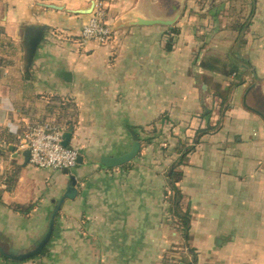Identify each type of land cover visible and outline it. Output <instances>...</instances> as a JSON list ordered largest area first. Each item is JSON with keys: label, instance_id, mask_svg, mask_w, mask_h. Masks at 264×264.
Returning a JSON list of instances; mask_svg holds the SVG:
<instances>
[{"label": "crops", "instance_id": "obj_1", "mask_svg": "<svg viewBox=\"0 0 264 264\" xmlns=\"http://www.w3.org/2000/svg\"><path fill=\"white\" fill-rule=\"evenodd\" d=\"M105 1L99 43L80 37L95 0H0V245L32 249L77 181L44 249L0 264H264V0ZM46 121L80 151L70 173L25 163Z\"/></svg>", "mask_w": 264, "mask_h": 264}, {"label": "built area", "instance_id": "obj_2", "mask_svg": "<svg viewBox=\"0 0 264 264\" xmlns=\"http://www.w3.org/2000/svg\"><path fill=\"white\" fill-rule=\"evenodd\" d=\"M105 0H95L94 10L81 30L83 41L106 43L113 37V28L108 23ZM66 126L51 122L33 123L23 133L19 147L30 152L29 163L40 168L71 169L79 164L80 151L63 144Z\"/></svg>", "mask_w": 264, "mask_h": 264}, {"label": "water", "instance_id": "obj_3", "mask_svg": "<svg viewBox=\"0 0 264 264\" xmlns=\"http://www.w3.org/2000/svg\"><path fill=\"white\" fill-rule=\"evenodd\" d=\"M141 23H146V24H152V23H164V24H169L171 23V21L168 20H162V19H145V20H141ZM42 35H43V29L40 28L38 30H36V32H34L33 34L29 35V37H27V64L31 65L36 50L38 48V45L42 39ZM70 137V132L65 133V135H63V144L67 145L68 144V140ZM133 144L130 148V150L124 154L121 155H115V156H109V155H103L101 157V162L103 165H105L106 167H116V166H120L123 165L127 162H130L131 160H133L139 153L141 145H140V141L137 138L136 134H133ZM25 163L28 162L29 160V156H30V152L28 149H26L25 152ZM78 161L81 162L82 158L79 156ZM64 171L66 173H70V169L65 168ZM76 177L73 174H70V183L69 186L67 188V191L64 193V195L56 202L49 220H48V225L46 230L44 231V233L42 234V236L36 241L34 247L32 249H30L29 251H25V252H18V251H14V250H9L6 251L1 245H0V253L3 254L5 257H8L10 259L13 260H23L25 258H29L31 256H34L36 254H39L44 247L48 244L51 235H52V231H53V227H54V222H55V217L56 214L60 208V205L62 204V202L64 201L65 198H74L77 194V189H76Z\"/></svg>", "mask_w": 264, "mask_h": 264}, {"label": "trees", "instance_id": "obj_4", "mask_svg": "<svg viewBox=\"0 0 264 264\" xmlns=\"http://www.w3.org/2000/svg\"><path fill=\"white\" fill-rule=\"evenodd\" d=\"M239 70H240V67H239L237 64L231 65L230 68H228V72L231 73V74H232V73H237ZM241 82H242V80H240L239 82H234V83H232L231 85L235 86V85H237V84H239V83H241ZM218 88H219V87H218ZM218 90H219V89H218ZM220 93H221V95H222L223 100H225V95L223 94V92L220 91ZM172 179H173V183H172V191H175V193H176L177 196H178V189L175 187V179L173 178V176H172Z\"/></svg>", "mask_w": 264, "mask_h": 264}]
</instances>
